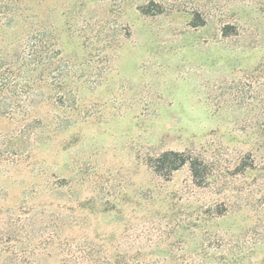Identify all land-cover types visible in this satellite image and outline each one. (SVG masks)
I'll return each mask as SVG.
<instances>
[{"label": "rangeland", "instance_id": "obj_1", "mask_svg": "<svg viewBox=\"0 0 264 264\" xmlns=\"http://www.w3.org/2000/svg\"><path fill=\"white\" fill-rule=\"evenodd\" d=\"M0 61V264H264V0H0Z\"/></svg>", "mask_w": 264, "mask_h": 264}, {"label": "trees", "instance_id": "obj_2", "mask_svg": "<svg viewBox=\"0 0 264 264\" xmlns=\"http://www.w3.org/2000/svg\"><path fill=\"white\" fill-rule=\"evenodd\" d=\"M141 11L145 14H151L149 9L141 8ZM159 12V11H158ZM2 67V62L0 61V101L2 103V99L6 98V95L14 90V82L11 79L10 74L6 73L7 71ZM3 104V103H2ZM0 105V115H4L8 112L5 106ZM5 137V136H4ZM18 139V138H17ZM15 137H5L3 139L5 141V145L0 147V163L4 160H12L7 158V154L16 155L18 152V148L11 147L12 143L17 140ZM154 171L162 174L169 175L172 171L180 168L183 165H187L190 173L195 180V182H200L203 180L206 175V165L203 163L201 159L196 156L191 155L188 152L184 151H174V150H166L161 152L157 157H155L151 162ZM92 264H220L217 262L202 260L200 262H186V261H170V260H162V261H149L145 262L139 259H127L123 256L116 257L113 259H102L94 261Z\"/></svg>", "mask_w": 264, "mask_h": 264}]
</instances>
